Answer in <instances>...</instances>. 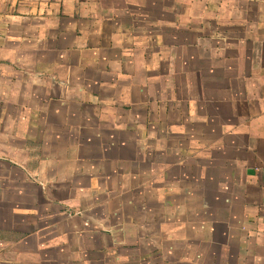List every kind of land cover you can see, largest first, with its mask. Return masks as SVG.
<instances>
[{"label": "crops", "instance_id": "1", "mask_svg": "<svg viewBox=\"0 0 264 264\" xmlns=\"http://www.w3.org/2000/svg\"><path fill=\"white\" fill-rule=\"evenodd\" d=\"M158 259L264 264V0H0V264Z\"/></svg>", "mask_w": 264, "mask_h": 264}, {"label": "rangeland", "instance_id": "2", "mask_svg": "<svg viewBox=\"0 0 264 264\" xmlns=\"http://www.w3.org/2000/svg\"><path fill=\"white\" fill-rule=\"evenodd\" d=\"M208 160H209V159H207V163H208ZM213 160H214V159H212V161H213ZM193 161H195V165L192 164L191 166H193V167H197V166H198V165H197V162H198V161H196V160H194V159H191V160H190L191 163H193ZM214 162H215V161H214ZM214 162L212 163V165H213L212 167L215 166V165H214ZM199 165H200V164H199ZM207 167H208V164H207ZM176 169H180V168L176 167ZM191 181L193 182V177H191ZM154 263H155V264H159V259H158V260H155ZM132 264H133V263H132Z\"/></svg>", "mask_w": 264, "mask_h": 264}]
</instances>
